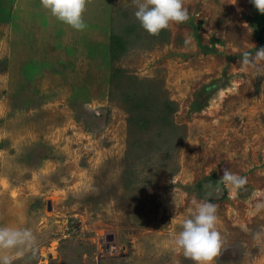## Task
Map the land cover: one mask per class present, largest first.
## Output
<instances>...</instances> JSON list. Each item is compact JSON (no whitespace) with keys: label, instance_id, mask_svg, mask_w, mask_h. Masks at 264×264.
<instances>
[{"label":"rangeland","instance_id":"1","mask_svg":"<svg viewBox=\"0 0 264 264\" xmlns=\"http://www.w3.org/2000/svg\"><path fill=\"white\" fill-rule=\"evenodd\" d=\"M184 7L150 35L131 0H86L82 31L0 0V225L37 237L14 264H196L170 242L193 200L218 205L210 264H264V60L240 63L264 13Z\"/></svg>","mask_w":264,"mask_h":264},{"label":"clouds","instance_id":"2","mask_svg":"<svg viewBox=\"0 0 264 264\" xmlns=\"http://www.w3.org/2000/svg\"><path fill=\"white\" fill-rule=\"evenodd\" d=\"M43 8L58 20L76 30L87 28L84 18L86 0H40ZM135 5L134 16L141 27L150 35H157L172 22H185L189 11L184 7V0H131ZM254 7L264 13V0H250ZM264 60V46L254 51L240 53L242 65L255 64ZM230 191L241 189L247 184V177L233 173L225 168L220 178ZM211 183V182H209ZM193 210L183 219L181 230L170 233V242L182 251L186 258L196 264H210L219 253L222 236L217 228L218 205L210 200L192 201ZM176 209L179 206L175 200ZM37 237L30 227L0 225V264H14L16 258L25 251L35 254Z\"/></svg>","mask_w":264,"mask_h":264},{"label":"water","instance_id":"3","mask_svg":"<svg viewBox=\"0 0 264 264\" xmlns=\"http://www.w3.org/2000/svg\"><path fill=\"white\" fill-rule=\"evenodd\" d=\"M49 209H51V205L49 206Z\"/></svg>","mask_w":264,"mask_h":264}]
</instances>
